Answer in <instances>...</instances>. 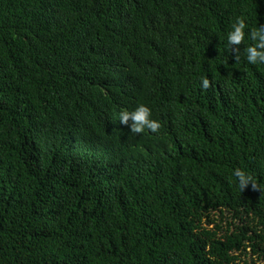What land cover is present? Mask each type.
<instances>
[{
    "label": "trees",
    "instance_id": "obj_1",
    "mask_svg": "<svg viewBox=\"0 0 264 264\" xmlns=\"http://www.w3.org/2000/svg\"><path fill=\"white\" fill-rule=\"evenodd\" d=\"M256 261L264 0H0V264Z\"/></svg>",
    "mask_w": 264,
    "mask_h": 264
},
{
    "label": "rangeland",
    "instance_id": "obj_2",
    "mask_svg": "<svg viewBox=\"0 0 264 264\" xmlns=\"http://www.w3.org/2000/svg\"><path fill=\"white\" fill-rule=\"evenodd\" d=\"M253 258H254V256H253ZM255 264H258V262L256 261V263Z\"/></svg>",
    "mask_w": 264,
    "mask_h": 264
}]
</instances>
